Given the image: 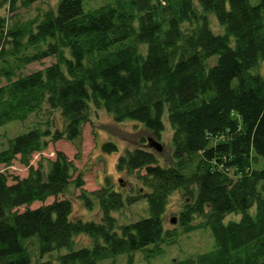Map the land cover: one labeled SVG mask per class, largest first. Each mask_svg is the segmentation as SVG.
<instances>
[{"label": "trees", "instance_id": "1", "mask_svg": "<svg viewBox=\"0 0 264 264\" xmlns=\"http://www.w3.org/2000/svg\"><path fill=\"white\" fill-rule=\"evenodd\" d=\"M39 1L8 0L13 15H0V128L46 109L59 112L64 129L34 126L0 149V166L18 160L29 169L12 181L0 170V264H52L43 257L62 249L68 253L57 256L59 264L120 255L134 264L135 253L155 259L181 234L203 228L214 249L169 264H264V170L253 166L264 158V0H110L97 7L59 0L41 18L21 21L14 13ZM211 15L222 34L213 31ZM47 58L56 62L21 75ZM91 105L115 122L141 124L158 140L167 115L175 166L161 165L142 137L116 163L141 185L135 194L123 195L109 179L84 191L82 173L75 177L74 161L61 151L47 169L33 167L31 158L49 142L81 138ZM102 150L118 147L106 142ZM71 187L81 189L86 209L99 208L100 222L72 218ZM175 192L185 198L181 233L165 229ZM142 200L149 217L119 225L114 214ZM230 214L241 218L225 223ZM79 236L92 246L76 250Z\"/></svg>", "mask_w": 264, "mask_h": 264}, {"label": "rangeland", "instance_id": "2", "mask_svg": "<svg viewBox=\"0 0 264 264\" xmlns=\"http://www.w3.org/2000/svg\"><path fill=\"white\" fill-rule=\"evenodd\" d=\"M59 0H40L32 5L30 9L18 8L14 13L21 21H26L36 17L41 18L42 15L49 11L55 10ZM110 0H85V6L97 7L103 5ZM257 0H251L255 3ZM0 15L11 17V7L8 0H0ZM210 25L215 33L222 34L223 30L219 26L216 18L209 16ZM217 57H213L209 62L214 63ZM55 58H47L39 63H34L25 68L21 75H29L33 72L40 71L46 67L54 64ZM5 84L4 80H0V86ZM40 125L43 129L49 128L53 132L56 130L63 131L64 120L59 112H48L44 109L38 115H31L27 120L20 122H12L0 128V149L8 147V140L29 131L34 126ZM165 130L161 135L160 140L156 139L150 132H148L141 124L133 121L115 122L111 115L104 109H96L91 105L90 120L82 129V136L79 140L71 142L68 140H60L57 142H49L48 148L42 153L33 155L30 164L37 168L41 165L44 170L48 167V160H54L56 152L61 151L66 156L73 160L77 167L75 177L82 173L84 180L83 190L86 192H93L100 189L105 179L111 180L113 187L128 195L136 193L140 189V184L136 181L134 176L119 172L116 167L117 160L125 150H134L139 146V139L144 137L147 141L152 138L162 146V151L157 152L159 162L163 166H175L176 162L173 158V130L168 123L167 115L164 117ZM106 142H114L117 144L118 151L113 154H106L102 150V146ZM256 170H264V158L258 157L257 163L253 165ZM0 170L6 172L10 176V181L14 177L20 179L28 176V167L21 164L18 160L14 161L9 167L0 166ZM189 170V169H188ZM260 192L264 196V186L260 187ZM81 189L71 187L66 197L72 199L73 202V219H82L84 221L100 222L101 213L98 207L94 210H88L84 207L79 195ZM55 199L50 198L46 202L34 203L30 206L31 209L38 208L43 205L51 204ZM185 204V198L182 192H175L169 201L167 214L165 218V229L173 230L176 228L180 233L181 229L178 224V216ZM26 208L20 209L24 211ZM254 211V209H253ZM118 219L119 225H127L137 222L141 219L149 217L148 204L146 200L139 201L130 207H125L123 210L114 214ZM241 215L230 214L225 218V223L229 221H239ZM199 220H197L198 222ZM38 239V238H34ZM38 241V240H37ZM75 249L82 247H91L93 240L87 236H79L76 238ZM214 238L209 228L199 229L187 235H182L175 244L170 246H163L164 254L157 257L146 259L142 252L134 254V264H169L173 260H182L192 255L207 253L214 249ZM30 249L32 255L37 259L36 244H31ZM68 253L67 249H62L59 252L47 254L42 261H50L52 264H59L57 260L58 255ZM128 255L117 256L113 260L103 261L99 264H127Z\"/></svg>", "mask_w": 264, "mask_h": 264}, {"label": "water", "instance_id": "3", "mask_svg": "<svg viewBox=\"0 0 264 264\" xmlns=\"http://www.w3.org/2000/svg\"><path fill=\"white\" fill-rule=\"evenodd\" d=\"M147 142H148L149 147L152 148L154 151H156V152L162 151V149H163L162 146L157 141H155L154 139L148 138Z\"/></svg>", "mask_w": 264, "mask_h": 264}]
</instances>
